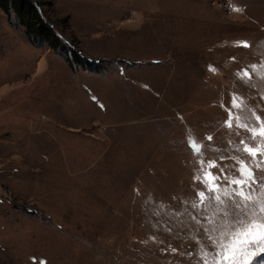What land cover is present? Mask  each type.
<instances>
[{"label":"rangeland","instance_id":"374dc122","mask_svg":"<svg viewBox=\"0 0 264 264\" xmlns=\"http://www.w3.org/2000/svg\"><path fill=\"white\" fill-rule=\"evenodd\" d=\"M43 13L57 50L0 10V264H203L211 211L194 177L241 155L249 134L224 123L233 95L264 117L250 67L264 0H51Z\"/></svg>","mask_w":264,"mask_h":264},{"label":"snow or ice","instance_id":"6c2138e0","mask_svg":"<svg viewBox=\"0 0 264 264\" xmlns=\"http://www.w3.org/2000/svg\"><path fill=\"white\" fill-rule=\"evenodd\" d=\"M233 10L242 11L238 8ZM238 44L250 47L247 41ZM250 67L264 80V74L258 72L264 67V61ZM237 76L245 82L253 78L246 69L238 72ZM232 109H240V112L234 114ZM226 111L228 119L225 126L243 130L249 135L242 137L239 145L235 146V151L241 155L222 156L220 162L200 161L202 176L194 177V182L202 184L204 190H198L196 196L201 205L208 201L205 211H211V215L204 217L210 227L202 225L207 243L201 244L200 259L203 264H251L252 259L264 254V176L258 177L254 171L264 172V117L252 109L245 111L236 95H233L231 107ZM253 118L255 125L250 123ZM206 139L211 141L213 137L209 135ZM191 146L196 152L200 151L201 146L194 141ZM192 206L197 208L200 205L194 203Z\"/></svg>","mask_w":264,"mask_h":264},{"label":"trees","instance_id":"16d2710c","mask_svg":"<svg viewBox=\"0 0 264 264\" xmlns=\"http://www.w3.org/2000/svg\"><path fill=\"white\" fill-rule=\"evenodd\" d=\"M47 6H51V0H0V10L13 18L16 26L25 30L29 42L57 50L59 40L49 28L46 14L43 13V8Z\"/></svg>","mask_w":264,"mask_h":264}]
</instances>
